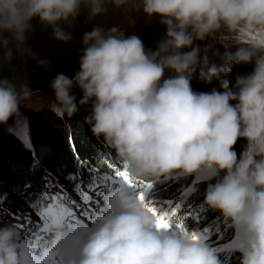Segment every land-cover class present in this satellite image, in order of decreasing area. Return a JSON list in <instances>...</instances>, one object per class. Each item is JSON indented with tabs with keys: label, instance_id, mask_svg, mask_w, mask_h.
<instances>
[{
	"label": "clouds",
	"instance_id": "obj_1",
	"mask_svg": "<svg viewBox=\"0 0 264 264\" xmlns=\"http://www.w3.org/2000/svg\"><path fill=\"white\" fill-rule=\"evenodd\" d=\"M128 3L0 0V58L12 63L13 46L36 58L27 44L34 18L50 26L57 41L68 43L74 37L61 22L73 27L82 8L89 19L106 14L108 5L128 13ZM141 9L167 26L156 50H146L139 35L94 26L83 36L80 70L73 77L59 73L51 81L54 102L49 106L68 140V121L90 105L84 122L100 150L96 154L92 147L90 154L82 152L84 157L115 173L126 168L136 184L121 177L122 183L106 195L105 211L90 226L67 225L53 216L45 231L26 238L18 224L0 216V264H222L217 250L199 234L193 239L188 231L173 228L180 223L178 216L172 217V227H157V216L140 199L141 181H167L177 171L216 177L201 207L243 227L241 264H264V0H140L135 10ZM209 38L235 48L224 53L225 66L201 70L207 79L218 77L223 91L193 85L197 70L208 65V56L201 55L207 47L195 42ZM37 63L47 67L49 61ZM228 64L254 67L237 75L230 87ZM166 69L174 75L164 79ZM77 86L79 100L73 92ZM31 95L29 84L18 90L0 76V124L18 116ZM75 131L72 127L70 138L77 141ZM42 136L54 139L57 130ZM241 137L247 144L238 157L234 145Z\"/></svg>",
	"mask_w": 264,
	"mask_h": 264
},
{
	"label": "trees",
	"instance_id": "obj_2",
	"mask_svg": "<svg viewBox=\"0 0 264 264\" xmlns=\"http://www.w3.org/2000/svg\"><path fill=\"white\" fill-rule=\"evenodd\" d=\"M83 10H81L80 15L78 16L79 20L81 21V29L84 31L87 27V22L85 20V16L83 15ZM33 25L35 26V29L38 30L40 33L43 31L42 26L36 25V21L33 19L32 21ZM146 37V36H145ZM157 34H152L153 39H158ZM37 41L34 38L33 31L28 33V40L27 44L28 47L32 50L33 53H35L36 58H33L31 55H27V66L25 68L22 67V64L20 60H17V51L15 47L13 46L14 51V57L12 60V63L7 62L3 58H0V76L8 77L9 80L15 84V86L18 88L21 84H29L25 83V81L29 78H20L21 74L23 73L24 69H26V72H28L31 76L37 75L41 73V69L43 68L37 63V59H44V55L42 54V48L40 45L36 43ZM143 43L145 45V48L150 50L149 44L145 40H143ZM196 44L200 45L201 48L207 47V52H202L201 55H207L208 56V65L205 67L204 65L201 66V69L197 70V73L195 74L196 77H204L201 75V70L203 69L208 70V68L212 67L213 65L217 67L225 66V61L223 59L225 51H220L219 48H224L225 46L223 44H216L215 41H212L211 38L203 40V41H196ZM159 44V42H158ZM157 44V45H158ZM217 49V55H215V50ZM190 49H184V51H188ZM3 50L0 49V54H2ZM228 67L232 69L231 75L228 77L231 81L230 87L235 86V78L237 75H247L253 71V64H241V65H233L228 64ZM224 76V73H220V78ZM55 77V76H54ZM23 79V81H21ZM211 82H213V86L211 88H217L220 91H223V89L219 86V78L216 76H213L211 79ZM193 85L201 90L204 91L206 89V84L204 83H198L196 81V78H194ZM31 89H33L31 87ZM80 90V89H79ZM78 90V91H79ZM194 91H197L196 89H193ZM81 93V92H80ZM232 104L237 103V101H231ZM82 110V109H81ZM25 111V110H23ZM26 112V111H25ZM27 115V114H26ZM47 115H53L50 111H41L40 114H28L25 118L17 119L14 122L6 123L4 125L1 124L0 126V197H3L7 200H10V203H15V207L18 209L22 208V213L26 214L27 216H30L31 214V208L34 206L39 205L40 210L45 209L43 207L44 204H40L42 201L43 194L40 192H37L36 190H32V192H37V196L33 195L32 192L29 193L26 197H20L21 192L24 190V184L25 180L27 178L31 179L32 181H35L39 183L40 185L43 184V177L46 170H52L59 172L61 174H64V172L68 171L69 167L72 166V155L77 154L82 157V152L85 154H90V147L88 146V142L92 141L94 151L97 154L100 150L99 142L95 139V137L89 135V131L85 132V122L78 123L77 120H75L73 117L70 118V124L75 129L79 130V139L80 142L77 139V144L73 139H66L64 138L66 136V130L63 134H61L60 140L51 139V143L53 144V153L50 157L46 158V166L44 168H38L34 165H31L30 158L26 156L25 149L27 148L26 143L22 141V136H28L29 134L34 139L41 134V131H47L50 129H62V126H60V123L55 120V123L48 122L46 123L43 118V116ZM78 115V114H77ZM84 117V115H83ZM27 118V119H26ZM10 120V119H9ZM8 120V121H9ZM61 127V128H60ZM43 128V129H42ZM25 132V134L23 133ZM81 135H87V140L82 141ZM89 135V136H88ZM58 141V142H57ZM70 142H74L75 145V152L72 150ZM247 144V140L243 137L239 138L237 140V143L234 145V150L237 152V155L239 157L240 153L244 150V147ZM91 158V157H90ZM89 160V159H88ZM19 164H24L27 167L25 177L23 179H19V175L17 174V169L14 167V171L10 172L9 170L13 168V166H17ZM105 170L106 168H101ZM4 175V179H6L7 184H2V177L1 175ZM13 174V175H12ZM221 176L223 173L220 174ZM184 176V174H179V171L176 172V174L173 176L175 178V182L182 183L181 177ZM67 177V175L64 174V178ZM183 185L186 187H193L198 185H203L204 181L194 182L193 180H183ZM216 178H214L210 183H215ZM18 183V184H17ZM4 185V187L2 186ZM37 185V184H36ZM35 185V186H36ZM208 185L203 186L200 190L194 189L193 193L198 192L199 199L201 203L204 201V194L207 189ZM171 191L175 192H181L184 190L182 185L179 186H170ZM3 193V194H2ZM17 199V200H15ZM205 214L202 216L203 219H212L214 217L220 218L222 217V214L219 211L212 210L206 208ZM35 210V208H34ZM238 254H234L233 256H229L228 260L233 261L234 263H238Z\"/></svg>",
	"mask_w": 264,
	"mask_h": 264
},
{
	"label": "rangeland",
	"instance_id": "obj_3",
	"mask_svg": "<svg viewBox=\"0 0 264 264\" xmlns=\"http://www.w3.org/2000/svg\"><path fill=\"white\" fill-rule=\"evenodd\" d=\"M140 0H129V3L125 5V8L128 10V13L123 11V9H118L112 5H108V12L104 15H100L95 17L94 19H89L88 10L86 8H82L83 15L85 16V20L87 22V27L84 31L81 29V21L77 17L74 26L69 28L67 24L61 22L62 26L72 32L74 39L71 42L65 43L62 41H57L52 34V28L50 26H46L42 24L39 21V18H34L36 21V25L42 26L43 31L40 33L38 30L33 29V35L36 43L41 46L42 48V54L44 55V59H47L49 61V64L47 67H43L41 69V73H39L36 77V75L29 76L30 74L26 72V69H24L23 73L21 74L20 78H29L25 81V83H29V86L32 87V95L29 99L22 101L21 103V109L20 114L18 116H13L10 118V120L7 123H11L16 121L17 119L25 118L28 114H40L41 111H50L49 106L54 102V93L52 88L50 87L51 81L55 78L59 73H64L65 75L69 77H73L77 71L80 70V57L82 55V49L85 47L83 44V36L86 32H90L94 26H100L104 28L105 30H108L112 27H118L120 31H122L125 36H129L132 34L139 35L140 38L145 40L147 44H149V48L152 51H155L157 48L158 42L163 40L166 37L167 33V26L162 24L160 22L159 16H154L152 18H149L147 14L143 12L141 9L140 11H136L135 7H139ZM135 20V23L133 24L132 20ZM152 34H157L159 37L158 39H153ZM146 36V37H145ZM216 44H221L219 42H216ZM145 46V45H144ZM147 50V49H146ZM149 50V49H148ZM217 50V49H216ZM220 51H225L226 48H219ZM231 51H235V48H232ZM217 53V52H216ZM17 60H20L22 67L25 68L27 66V54L21 55L20 52L17 51ZM165 73H168V77L171 75H174V73H171L169 70H165ZM164 77V79L168 78ZM23 81V79H21ZM24 85L21 84L17 89ZM79 87H75L73 89V92L76 94L78 100L82 97V92L79 90ZM81 92V93H80ZM90 105H84L81 107L82 110H80L76 115L73 116L75 120H77L78 123L84 122L83 115L88 114ZM25 110V111H23ZM51 112V111H50ZM52 113V112H51ZM27 114V115H26ZM53 114V113H52ZM45 119L44 121L46 123L52 122L55 123V116L53 115H47L43 116ZM27 119V118H26ZM84 130L85 132L89 131V135L92 136V133L90 131L89 125L86 123ZM4 125V124H2ZM1 126V124H0ZM61 126V125H60ZM61 128V127H60ZM43 129V128H42ZM57 130V136L54 138L55 140L61 139L62 129ZM50 130H47V133ZM25 134V132H23ZM44 131H41V134L37 136V138H31V135L28 136H22L21 139L23 142L26 143L27 148L25 149V154L30 158L31 163L38 168H44L46 166V158L50 157L53 153V144L51 143L50 139H45ZM88 135V136H89ZM49 136H52L50 134ZM79 130L76 129L75 131V137L79 139ZM81 140H87V135H81ZM58 142V141H57ZM72 150L75 152V148L73 145H75L74 142H70ZM88 146L90 147V151H92V143L88 142ZM84 156V154L82 153ZM14 167L17 169V173L19 175V179H22V177L25 176L27 167H24V165H17L13 166L9 171L13 172ZM47 174H49L48 171H46ZM179 174H183L179 172ZM13 175V174H12ZM54 176V173L51 171V177ZM2 177V184H7L6 179H4V175H1ZM4 187V185H2ZM32 186H27L26 191L22 194H20V197L26 195L29 192V189H32ZM1 193V192H0ZM1 199V197H0ZM17 200V199H15ZM17 202H13L15 204ZM13 207L6 205V204H0V216L3 217V220L5 222H11L18 224L22 230L23 235L27 237H31L34 233L40 231L43 232L47 228V222L49 219L47 218L44 222V224L37 222L38 217L36 215L25 218L20 214L18 211H12ZM10 211L13 212V216H10ZM62 221H66L65 218H61ZM43 221V219H40ZM190 222H199V220H190ZM198 226H202L201 223L197 224ZM44 227V228H43ZM193 229H197L198 227L193 226Z\"/></svg>",
	"mask_w": 264,
	"mask_h": 264
},
{
	"label": "snow or ice",
	"instance_id": "obj_4",
	"mask_svg": "<svg viewBox=\"0 0 264 264\" xmlns=\"http://www.w3.org/2000/svg\"><path fill=\"white\" fill-rule=\"evenodd\" d=\"M117 175L122 177L125 181H127L130 185H135L136 182L130 177L129 173L127 172V169H123L119 172H117ZM144 188L151 187L150 183H144ZM140 199L142 202H145V206L149 208L150 211L153 212L157 216V227L159 228H170L172 227L171 219L174 213L170 212H159L155 206L152 204H149L147 201H145V192L143 190L139 193ZM179 229L184 230L185 226L182 223H179L176 225ZM193 239H198L197 235L195 233L192 234Z\"/></svg>",
	"mask_w": 264,
	"mask_h": 264
},
{
	"label": "bare ground",
	"instance_id": "obj_5",
	"mask_svg": "<svg viewBox=\"0 0 264 264\" xmlns=\"http://www.w3.org/2000/svg\"><path fill=\"white\" fill-rule=\"evenodd\" d=\"M202 181V180H201ZM183 191H185V190H183ZM182 192V191H181ZM98 202H101V201H98Z\"/></svg>",
	"mask_w": 264,
	"mask_h": 264
}]
</instances>
